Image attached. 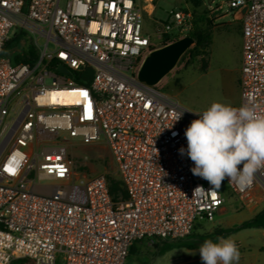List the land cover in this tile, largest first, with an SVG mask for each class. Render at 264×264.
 Listing matches in <instances>:
<instances>
[{
  "label": "built area",
  "instance_id": "obj_1",
  "mask_svg": "<svg viewBox=\"0 0 264 264\" xmlns=\"http://www.w3.org/2000/svg\"><path fill=\"white\" fill-rule=\"evenodd\" d=\"M244 6L236 107L264 112V0L209 7L234 14ZM154 11L151 0H0V264H126L137 242L184 239L212 221L225 203L222 184L245 205L264 202V170L248 186L225 178L215 189L180 154L203 111L137 72L150 51L188 35L192 15L171 9L147 35L144 18ZM29 45L33 62H15ZM88 69V85L78 84ZM69 138L104 142L125 200L112 199L106 174L80 177Z\"/></svg>",
  "mask_w": 264,
  "mask_h": 264
},
{
  "label": "rangeland",
  "instance_id": "obj_2",
  "mask_svg": "<svg viewBox=\"0 0 264 264\" xmlns=\"http://www.w3.org/2000/svg\"><path fill=\"white\" fill-rule=\"evenodd\" d=\"M227 0H151L155 9L151 16L145 15L144 30L147 35L153 32L155 20L165 19L171 9H181L190 12L191 25L183 32L187 33L198 21L199 16L207 15L215 20V25L232 22L233 13H211L210 5L224 3ZM151 9V6L149 7ZM225 27H215L211 42L202 48L200 53L181 57L174 69L166 75L157 85L161 91L172 95L186 108L193 111H204L215 102L233 107L241 104L239 88V68L241 69V38L238 34L239 24L236 21L227 23ZM16 30L12 29L10 37L13 38ZM25 41L24 35L14 40L16 46ZM28 42V41H27ZM208 68L204 70L205 66ZM71 139L74 148L71 155L83 166L82 176L89 178L97 174H106L107 177L120 180L110 151L103 141L92 145H83L77 138ZM225 203L223 212L217 213L212 221H199L192 234L211 233L217 227H226L240 224L250 217L247 210L251 205H245L224 184H222ZM245 229L238 236L247 238ZM161 242H156L161 245ZM156 243L145 241L137 242L134 246L137 253L129 255L126 264H201L199 249L178 248L167 251L158 256ZM258 248L254 253L258 260L264 262V236L258 238Z\"/></svg>",
  "mask_w": 264,
  "mask_h": 264
},
{
  "label": "clouds",
  "instance_id": "obj_3",
  "mask_svg": "<svg viewBox=\"0 0 264 264\" xmlns=\"http://www.w3.org/2000/svg\"><path fill=\"white\" fill-rule=\"evenodd\" d=\"M197 114L199 118L185 130L187 150H179L181 155L186 151L194 162L193 175L207 180L215 189L225 178L240 187L250 185L254 175L264 170V112L257 111L252 103L233 107L214 101ZM181 115L178 113L176 120ZM217 240H205L199 247L202 264H238L240 252L235 240Z\"/></svg>",
  "mask_w": 264,
  "mask_h": 264
},
{
  "label": "trees",
  "instance_id": "obj_4",
  "mask_svg": "<svg viewBox=\"0 0 264 264\" xmlns=\"http://www.w3.org/2000/svg\"><path fill=\"white\" fill-rule=\"evenodd\" d=\"M215 27H225V30H227V23H224L223 25L217 24L215 25V20L209 18L207 15H201L198 18V21H195L194 26L189 30L188 35L194 38L195 44L191 46L186 53L183 55L182 58L192 55L193 57L197 56L203 47L208 45L212 38H213V29ZM36 57L35 50L29 45L28 53L25 54L23 57L15 56L14 61L15 62H26V63H32L33 60ZM57 66V64H55ZM208 68V65L205 66L204 70ZM90 69L86 71L85 73H82L81 77H76L75 80L78 84H84L88 85L90 80ZM85 75L87 77H85ZM84 76V77H83ZM107 183L110 191V195L114 201H120L125 200L127 198V191L125 188L124 183L122 180H116L111 177H107ZM248 228H264V207L261 211H259L256 215H254L251 219L244 221L240 224H235L230 227H220L214 229L213 232L207 233V234H193L194 236H188L184 239H178L173 241H164L160 244L156 243L154 244L155 248L157 249L156 254L158 256L164 255L167 251L178 249V248H187V249H199V247L203 244L205 240L211 239L214 243H217V237H227L232 233H236L243 229ZM137 253V249L135 246L131 247L130 255H134ZM30 263V260L28 259H19L11 264H28Z\"/></svg>",
  "mask_w": 264,
  "mask_h": 264
},
{
  "label": "water",
  "instance_id": "obj_5",
  "mask_svg": "<svg viewBox=\"0 0 264 264\" xmlns=\"http://www.w3.org/2000/svg\"><path fill=\"white\" fill-rule=\"evenodd\" d=\"M245 11V6L240 8L237 11L238 16L242 18ZM194 44V38L187 35L150 51L138 69L137 78L148 85L157 86L174 69L181 57ZM58 70L69 74V70L64 65H60Z\"/></svg>",
  "mask_w": 264,
  "mask_h": 264
},
{
  "label": "crops",
  "instance_id": "obj_6",
  "mask_svg": "<svg viewBox=\"0 0 264 264\" xmlns=\"http://www.w3.org/2000/svg\"><path fill=\"white\" fill-rule=\"evenodd\" d=\"M233 16H234L233 21H236L239 24V30L237 32L241 38V53L240 54L242 57L241 20H240V17L238 16L237 12H235ZM232 22H227V23H232ZM240 66H241V63H240ZM239 76H240V68H239ZM263 207H264V202L259 203V204H255V205H251L247 209L249 211V214H250L249 219H251L259 211H261ZM224 210H225V208L223 206L218 213L223 212ZM230 226H233V225H230ZM230 226H226V227H230ZM226 227H224V228H226ZM217 228H220V227H217ZM244 231H245V235L247 236V238H244V239H241L238 236H236L239 233H241V230L236 232V233H232L229 236L225 237V238L232 237L238 246V249L240 252V260H239L238 264H264V262L261 263L258 260V257L254 253V250H256L259 247L258 246L259 236H264V228H248V229H245ZM201 264H202V261H201Z\"/></svg>",
  "mask_w": 264,
  "mask_h": 264
},
{
  "label": "snow or ice",
  "instance_id": "obj_7",
  "mask_svg": "<svg viewBox=\"0 0 264 264\" xmlns=\"http://www.w3.org/2000/svg\"><path fill=\"white\" fill-rule=\"evenodd\" d=\"M82 95L87 96V93H82ZM89 108H90V105H89ZM5 170L8 171L9 173L13 174V175L15 174V167H13V166H9Z\"/></svg>",
  "mask_w": 264,
  "mask_h": 264
}]
</instances>
